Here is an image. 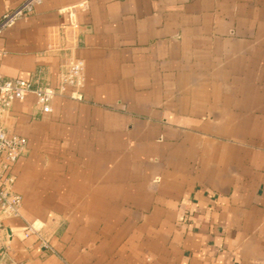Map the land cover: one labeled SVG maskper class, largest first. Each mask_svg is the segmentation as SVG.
I'll use <instances>...</instances> for the list:
<instances>
[{
	"label": "crops",
	"instance_id": "1",
	"mask_svg": "<svg viewBox=\"0 0 264 264\" xmlns=\"http://www.w3.org/2000/svg\"><path fill=\"white\" fill-rule=\"evenodd\" d=\"M72 57L83 101L31 94L1 121L28 146L14 259L264 264V0H44L0 37L6 78L56 86Z\"/></svg>",
	"mask_w": 264,
	"mask_h": 264
},
{
	"label": "built area",
	"instance_id": "2",
	"mask_svg": "<svg viewBox=\"0 0 264 264\" xmlns=\"http://www.w3.org/2000/svg\"><path fill=\"white\" fill-rule=\"evenodd\" d=\"M44 0H22L16 7L8 9L0 17V37L18 21L33 15ZM84 4H82L83 6ZM73 16V13L70 12ZM56 86L41 83L38 77L33 80L6 78L0 73V264L18 263L11 252V235L6 222L12 218H22L23 197L14 190L16 177L12 172L14 165L28 152L27 141L20 135L9 131L1 122L16 101H24L35 95L43 113L52 111V101L56 97H67L83 101L82 88L85 84V62L72 57L61 65ZM22 239L35 238L37 246L51 255L59 256L43 227L36 222H25L21 228Z\"/></svg>",
	"mask_w": 264,
	"mask_h": 264
}]
</instances>
